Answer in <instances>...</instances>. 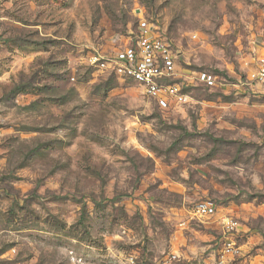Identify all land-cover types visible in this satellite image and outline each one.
<instances>
[{"label":"rangeland","instance_id":"rangeland-1","mask_svg":"<svg viewBox=\"0 0 264 264\" xmlns=\"http://www.w3.org/2000/svg\"><path fill=\"white\" fill-rule=\"evenodd\" d=\"M141 17L194 74L167 108L88 64ZM263 55L264 0H0V264H216L223 213L264 264Z\"/></svg>","mask_w":264,"mask_h":264},{"label":"built area","instance_id":"built-area-1","mask_svg":"<svg viewBox=\"0 0 264 264\" xmlns=\"http://www.w3.org/2000/svg\"><path fill=\"white\" fill-rule=\"evenodd\" d=\"M135 40L127 46L108 53L90 52L88 64L100 72L114 75L121 80H132L139 84L145 94L153 98L162 108H167L176 99L185 97L183 90L193 81L191 71L182 70L178 53L162 36L156 35L152 25L145 17L138 22ZM198 81L206 86H218V76L209 72L196 75ZM252 81L264 83V55L260 68L253 73ZM223 85V84H222ZM218 207L209 201H199L194 207L195 217L203 220L217 216ZM218 221L222 229L221 248L216 264H261L246 261V253L238 242V219L223 213ZM172 259L177 255L173 254ZM133 261V259H132Z\"/></svg>","mask_w":264,"mask_h":264}]
</instances>
